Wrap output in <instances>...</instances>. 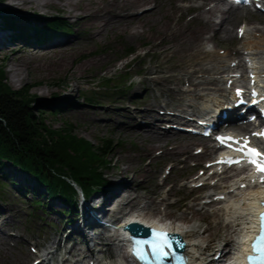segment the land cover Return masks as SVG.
I'll return each instance as SVG.
<instances>
[{"label":"rangeland","instance_id":"374dc122","mask_svg":"<svg viewBox=\"0 0 264 264\" xmlns=\"http://www.w3.org/2000/svg\"><path fill=\"white\" fill-rule=\"evenodd\" d=\"M1 1H3L2 5L4 7L7 6L12 8L10 5L11 0ZM80 2L83 5L87 3L85 7L88 11H94L97 10L98 5L104 3L105 0H80ZM199 3H201V7L197 6ZM210 4V0H141L138 4L139 6H137L140 8H133L129 16L130 18L136 19L133 25L139 26L137 27L139 29V35H132L131 27H105V31L103 30L104 32L99 28H94V25L92 27H76L75 25L77 24L75 21L78 18L77 15L72 14L74 17L68 18V23H73L75 25H72V29L71 27H67L68 31H65L68 37L67 39L71 40L70 46H64L65 49L54 48V50L61 51L66 55V62H64L63 67L52 69L54 71H46L38 67L39 64L44 63V60L28 61L29 65L27 69L23 71L24 79L14 82L15 79H12V72L10 71L13 66L11 60H21L16 56L14 57L13 53H8L7 58H4L1 53L0 66L5 73L4 80L11 89L17 90L24 86H30V94L33 95L34 99L33 102H37V105L40 107V103H50L53 105L60 101L62 104L66 103V101H70L69 104L73 107L75 104L84 107L80 114H78V112H73V109L69 110L70 108L64 111H62L63 109L60 111L56 108L51 109L54 112L49 111L50 109L46 110L44 115L47 125L53 127V129L69 126L71 128H69V132L72 135L88 141L94 146L103 141L102 139H108L111 146L109 145L110 148L105 157L108 161V167L105 173L110 186L104 190V192H110V188L113 187L115 182L119 184V181L117 179L115 180V177L121 178V176L115 174V172L120 173L124 171V173H122L124 178L130 180L134 178L136 180H133L131 184L122 188L121 185H119V187L117 186V193L114 195L115 190L109 195L112 197L108 200L106 206H104L106 212L107 210L109 211L107 212L109 214L106 215L114 217L120 211L121 215L119 216L118 214L117 216L121 217L123 212L125 213L129 210L130 213H141L146 217L160 216L176 224H188V226L197 233H203L198 239L205 240L206 244L212 245L220 239H225L223 233H227L230 230V226L226 225V222H229V219H231L229 214H231L230 212L232 209L230 206L234 203V201H229V199L239 198L240 195L230 194L231 198L220 201L213 206L204 205L203 207L202 201L207 199L205 196L220 191L222 187L221 184H218L212 188V190L193 189L190 187V185L193 184L191 183V179L195 174H198V168L194 165L202 166L201 164L204 161L212 157L208 151H206V153H199L203 154V156H197L199 154L194 153L196 147L207 144L208 140L199 139L200 137L191 138L192 136L181 133L179 134V138L174 137L176 138V142L182 144L180 148L177 146L178 149L172 150L174 144H172L173 142L171 140H168L169 142L164 146H159L161 142H158L159 144H155L157 146H154L149 152H146V150L142 148L143 145L139 140H135L130 135L124 133L125 129H130L131 127L136 129L135 126L137 125L118 126L123 119L118 118L119 113L115 112L112 108V106H124L133 109L141 104H145V106L149 108L155 106L157 111L163 110L160 107L164 104H167L168 108H180L186 101L184 97H190L191 95H184L182 93L170 95L168 91L164 90L165 92H162L160 96L155 97L153 92L146 91L145 89L146 86H153L151 83H141L137 81V78H132V83L129 87L122 88V91L119 93L110 94V96L113 97L112 100H107L105 96H102L101 98H95L94 103H89L85 100L86 98H84V94H90L89 91H99L102 93V90L98 88V86L102 84V77H113L119 73L122 74V77L118 79V81H120L126 76H133L136 71H142L141 80H143L146 76L150 75L149 78L152 76V73L148 71L151 69L154 72L153 76L162 75L160 77H164L171 75L174 81L175 74L178 76L182 75L183 71L181 69L184 71L192 70L196 64L194 60H200L201 57L203 58L204 56H201L200 53L190 55L191 53L171 50L169 46L174 45V38L171 36H167L169 46L161 47L160 45L164 44L161 40L163 39V34H165L162 27L165 25L175 28L180 35L189 33L191 30L201 31L202 33H198L201 34L198 41L200 42V49H203L201 47L204 41V47L210 48L215 46L220 55H225L228 52V58L239 57V53L236 51L242 41L236 36L237 27L246 22L250 24L248 27L258 26L264 28V15L260 13H250L248 11H246L245 14L238 10L237 13L229 16L226 23H224V27H228V29L231 30V34L217 32L214 31V26L209 29H204L199 17L200 10L208 9ZM34 7L35 6L31 4L26 6V8H16L14 10H19L21 14L23 13V16H36V19L40 21L36 23L32 22L34 25L36 24L35 27H41L45 22L57 19L56 17L54 18V16H58L57 14L64 13V11L57 10V8H45V12L42 10L44 13H48L45 18L39 16V14L41 15V10L39 8L35 9ZM148 7L156 8L150 14L136 18V14L139 15L143 8ZM76 13L84 15L82 7L80 10H77ZM150 15H152L151 17H155L156 20L146 21V18ZM219 17L218 12H215L212 16L213 19H218ZM79 20H81V17L78 19V22ZM19 23L23 25V27L18 28H22L26 31L27 26H24V23L20 20ZM29 25L32 27L34 26L31 25V23ZM85 25L86 24H83L82 26ZM159 42H161L160 45L158 44ZM21 46L20 44L18 47ZM127 47H133L136 51L135 56H137L133 60V67L129 70L126 69L127 65H125L129 58H122ZM157 51L166 52L158 56L156 53ZM202 61L205 62V60ZM219 64L224 65L226 62L222 61L219 62ZM202 66L204 65L199 64L198 68H202ZM157 71H160V73ZM158 80L160 81V78H158ZM164 82L167 88H174V83H172L171 80ZM115 83L114 81L111 85ZM182 84L186 85L187 82L184 81ZM182 84H180L181 86L179 85L180 88H184ZM107 92L115 91L107 90ZM133 94L136 95V97H133ZM34 114L38 113L35 111ZM93 114L94 116L92 117ZM128 115H131V113ZM116 118L118 119L117 123L114 122ZM130 119L131 121L137 122L136 118L130 117ZM139 121L143 120L140 119ZM102 123L103 126L99 127ZM165 123L167 122H159V126H163ZM165 148L170 150L166 149V151H164ZM161 150L164 154H162ZM190 154H192L193 157L191 155L190 158L183 161L185 155L188 156ZM146 159L148 160L144 162ZM11 164L12 163L7 160H3L0 164V239L4 244H2V242L0 243L8 248L7 253L10 259H15L16 262H19L18 264H30V261L37 258V256L32 253L31 248L35 247L42 251L46 246H53L56 244L54 242L57 238L60 237L64 240L63 236L70 235L73 229L70 227L71 222L69 221H71V219H74L75 223H81L80 212L77 210L79 202L76 196L75 198L73 197L77 207L73 208V212H64L63 214L60 210L64 208V204L59 202L56 198H48L43 189L39 190L37 194H32L30 191L22 192L24 190L16 191L17 188H15V186L21 184L13 179L14 176L11 174V171H13L14 168L9 169ZM168 164L172 166V168L170 169L167 179L162 182L163 176L165 175L164 169ZM5 173L11 175L10 180L12 181L8 179L5 180L2 177ZM24 178L26 177L24 176ZM185 179H188V181L185 182ZM136 181H140L141 186H138ZM232 182V180L225 181L223 185ZM33 183L34 180L30 179L28 185L31 186ZM180 185L182 187H179ZM32 189H34L33 185L31 187V190ZM126 190H130L131 192H135L136 190L137 192L132 195L136 194L139 196V198L137 197L138 199L135 198L133 200L132 207L119 208L112 206L113 199L123 194ZM100 193H103V191L98 192V195ZM132 195L130 194V196ZM211 196L208 198H212ZM127 197L123 195L121 200L122 206H125ZM161 197H165L164 203L161 202L159 205L157 204L156 207H152L151 203L155 204L156 200H160L157 198ZM36 200L41 202L39 206L32 205V202ZM172 200H176V202L171 205H166L167 203H171ZM93 204L94 206L92 207L96 206L99 208L100 206L98 202H94ZM48 206H52L53 209ZM34 207L37 208L33 209ZM218 208H223V210L216 214L215 211L219 212L217 210ZM193 213H196L195 216ZM74 228L78 229L76 225ZM61 230H63L62 233L65 234L62 235ZM90 235L91 237L92 235L95 236L94 231L91 229ZM72 236L74 237L76 234ZM13 238H16V240H13ZM94 239H96V237ZM90 242L89 245L92 246L94 242ZM82 246L85 247L86 244L83 243ZM57 248L60 250L56 255H59L61 259L64 258L66 256V243L63 244L62 241V245ZM26 253L31 255L29 259L25 257ZM1 259L3 262H0V264H5L4 258ZM80 264H82V262Z\"/></svg>","mask_w":264,"mask_h":264},{"label":"bare ground","instance_id":"6f19581e","mask_svg":"<svg viewBox=\"0 0 264 264\" xmlns=\"http://www.w3.org/2000/svg\"><path fill=\"white\" fill-rule=\"evenodd\" d=\"M213 1L214 2L212 3L211 7H209L207 10H205V9L200 10L199 17L201 20V24L203 25L204 29L212 28L215 24H217L218 27L214 28L215 31L231 34V30H229L228 27H224V23H226V20H227V18H229V16L237 13L238 10H231L228 7H223V5H224L223 0H213ZM2 2L3 1L0 0V54L2 53L3 57L7 58L8 53H13L14 57L16 56L19 58V60H21V61L11 60L13 66H12L10 71L12 72V79H15L14 82H18V81H21L24 79L23 71H25V69H27V67L29 65L28 61H32V60L42 61V60H44V63L39 64L38 67L41 68L42 70H46V71H54L52 69H57V68L59 69V68L63 67L64 62H66V55H65V53H63L61 51H60L61 52L60 53L59 51L54 50V48H64L65 49L64 46H67V45L70 46V42H71V40L67 39L68 37L65 34L66 32L64 29L56 28V30H53V29L49 28L50 25H48L45 27L46 28L48 27L50 30H47L44 27H43L44 30H41L43 28L30 26L29 25L30 23L40 21V20L36 19V16H33V17L29 16V15L23 16L22 15L23 13L21 14L19 12V10H14L16 8L17 9L18 8H24V7L26 8V6H29L32 4L35 6L34 7L35 9L39 8L41 10V15L39 14V16L45 17V18L47 17V14H48V13H44L45 8H57V10L58 9L62 10V11H64V13H59V14H57L58 16H54V18L55 17L57 18L55 20H58V22L60 24L61 23L62 24H65V23L68 24L69 26L68 25L67 26L69 28L71 27V29L73 27L72 25H75V24H73V23L69 24L68 18L74 17V16H72V14H75V15H77L78 19L81 17V20H79V22H78V19L75 21V23L77 24V25H75L76 27H81V28L82 27H92L94 25V28H99L101 31H103L105 29V27H110V28H113V27H131L130 28L131 34L132 35H139V32H138L139 29L137 28L139 26L133 25V23L136 22V19L130 18L129 16L131 14L132 9L139 6L138 4L141 2V0H105V2L100 3L98 5V9L94 10V11H88V9L85 7L87 3L85 5H83L80 2V0H11L10 5L13 9L10 7H7V6L4 7L2 5ZM197 6L200 7L201 4H197ZM81 7H82V10L84 12V15H82L81 13L80 14L76 13V11L80 10ZM155 8L156 7L150 8L148 11H145L144 13L137 16L136 18L150 14L151 12H153L155 10ZM239 10L242 11L241 9H239ZM34 12H38V11H34ZM215 12H220L221 15H220L219 19H213L212 18L213 14ZM225 14H227V15H225ZM12 16H15L16 18H18V20H20V21H22V23H24V26H27L26 31L19 30L16 28L11 29V28H8L6 26V22L10 21V18ZM151 16L152 15L147 17L146 21H155L156 20L155 17H151ZM99 22H101V23H99ZM45 23H51V22H45ZM66 24H65V26H66ZM83 24H86V25L82 26ZM162 29L164 30V31L163 30L162 31L165 34H163V43L164 44L163 45L159 44L161 47L169 46V44H168L169 42L167 41L168 40L167 36H171L172 38H174V45L169 46V47H171V50L177 51V52L179 51V52H183V53H191L190 55L202 53V50L199 48L200 42H198L199 36L201 37V34H198V33L201 31L191 30V31H189V33H184V34L180 35V33L177 30H175V28L170 27L168 25L163 26ZM99 36H101V35H99ZM92 43H93V41H92ZM196 43H197V45H196ZM20 44L22 46L18 47ZM22 48H25V49H22ZM241 49L245 50L247 52L246 57H248L249 60L251 61L253 72L256 74V77L260 78V80L263 82L264 81V75H263L264 74V28L263 27H246L244 34H243V41L241 42ZM165 52L166 51H164V52L157 51L156 53L158 56H160V55L164 54ZM205 54H206V58L208 60H207V63L204 66H202V68H198L199 64L196 63L192 70L184 71L183 69H181L183 71L182 75H179V76L175 75L174 88H167V86L164 85V83H165L164 81H170V80L173 81L171 75L164 76V77H160L162 75H158L156 77L150 78V81L154 82V84L158 90H161V91L166 90V91H168V94H170V95L178 94V93L190 94L191 96L189 97L186 106L181 108L182 110H189L190 109L192 112L197 111V113L201 114L203 117H205V116L213 117L216 114L217 110L219 108L223 107L224 103H223L222 99L227 97L226 88L224 86H221V80H224V82H225V81H227V79L214 76L216 73L224 74L227 72L226 67L220 66L218 64L217 60L227 59V66H228L229 63L235 59L234 58H227L228 57L227 55L217 54L215 48L206 49ZM28 57H30V58H28ZM46 61H48V62H46ZM242 62L244 63V61H242ZM157 67H155V68H157ZM157 72L160 73V71H157ZM196 73H198L200 75V77L195 76ZM183 76H186L187 80L189 81V86L186 88H182V87L180 88L179 87ZM158 78H160V81L158 80ZM194 78H197V80H195ZM224 82H223V84H224ZM257 84L259 86L264 85V83H259V82H257ZM147 90H148V88H147ZM196 100H201L202 101L201 104H203L202 106L198 107V110H196V107H197ZM69 102L66 101V103L62 104V102L60 101V102H57V104H53L52 106L54 108L58 109L59 111L61 109H63L62 111H64L68 108H70L69 110L73 109V112H78V114H80L83 111V109H84L83 106H81L79 104H75L73 107L72 105L69 104ZM120 111H123L125 113L130 112L128 110V108H126V107L121 108ZM90 112H91V110H90ZM132 113L136 116L135 118H144L146 120V122L144 124H137V122L131 121V119L129 118L127 121L124 122V124L122 126H125V125L134 126V124H136L137 126H135L136 129H133V127H131L130 129H125L124 133L130 135L135 140H139V142H141V144L143 145V147L142 146L141 147L143 149H145L146 152H149L154 146H157L155 144H157L158 142H161L160 144L158 143L159 146H164L167 142H169L168 140H171L173 142L172 144H174V147L172 150L178 149V147L180 148V145H182V144L180 142H176V138H174V137L179 138L178 134H174L170 130L162 131L161 128L156 125L155 121L159 120L161 117L157 115L155 107L137 108ZM94 114H95V112H94ZM94 114L92 115V117L94 116ZM177 118L181 119V117H177ZM102 126H103V123L99 125V127H102ZM191 138H194V137H191ZM187 157L190 158L191 154L188 155ZM11 168H14V170L11 171V174L14 176L13 179H15L18 183L21 184V185L18 184L15 186V188H17L16 191L24 190L23 192L30 191L32 194H37L39 190L43 189L48 198H56L59 202L64 204V208H62L61 210L59 209L60 212H62L64 214V212L67 211L68 206L66 205V203L59 196H51L47 191V187L40 184L38 181H36V179L32 175H30L29 173L28 174L23 173L24 170H21L18 166H14L13 164L10 165L9 169H11ZM106 169L107 168H104V170H103L104 180H105L104 185L102 186V188H104L103 190L95 189V191L94 190L87 191L84 187H82L80 185H75V187H74L75 191H76L74 198L76 196V198L78 199V202H79V199H81V202H80L77 209L79 210L83 221H87V222L89 221V219H90V214L88 211L89 209L93 208L96 211L98 210V207H96V206L92 207V206H94V204H93L94 202H98V200H99L98 204L100 203V205H104L110 199L109 195L112 194L115 190L117 191L118 190L117 188L119 187V185L124 184L126 181H128L127 178H124L122 176V173H124V171H122L120 173L115 172V174L121 176V178L115 177V180L117 179L119 181V184L115 182L113 187L110 188V192H107V191L104 192V190H106L110 186V183L108 182L107 177H106V173H105ZM24 176L26 178H24ZM2 177L5 180L8 179L9 181H12V180H10L11 175H9L7 173L3 174ZM30 179L34 180V183L32 184L34 189H32V190H31L32 185L31 186L28 185ZM26 180H28V181H26ZM133 180H136V179L133 178ZM236 184L239 185L240 182L237 181ZM25 186H27V187H25ZM230 187H233V186H230ZM226 190H227L226 188H223L221 191L216 192L213 195H217L220 193L225 194ZM101 191H103V193H100L98 195V192H101ZM136 192L137 191L135 190V193ZM227 193H229V192H227ZM123 195H125L126 197L128 196V194L124 193V194L119 195L118 197H115L113 199L114 201L112 200L113 201L112 206L119 207V208H122V207H124V208L130 207L131 208L132 207L131 205H133V200L137 197L139 198V196H137L136 194L132 195V196L129 195L126 198L127 200H126L125 206H122L121 200L123 198ZM259 195H264V194L260 190L254 189L251 192H249L246 197H244V195H242V198H238L236 200V202L231 204L230 208L232 209V211L230 212L231 214H229V215L231 216V218H233L232 220H230V222L234 226H236L238 228L239 227L244 228L243 227L244 224L249 223V226H247V228H249V232H250V230L252 229L251 221L253 218V211H254V207L256 205L255 199ZM82 203H83V205H82ZM159 203H160V201L156 200L155 204L151 203V206L156 207V205L157 204L159 205ZM214 204H216V203H214ZM95 205H97V204H95ZM52 209H53V207H52ZM217 210L219 212L215 211V213L216 214L220 213L221 209L219 208ZM188 211H192V210H188ZM193 214L195 216L196 213H193ZM124 216L147 219V217L144 214L134 213V212L130 213L129 210H128V212H125V213L123 212V215L121 217H124ZM121 217H118L116 220H119ZM76 223L74 220H72V223L70 226L72 228H74V226L76 225V227H77L78 225ZM231 223L226 222V225H229L231 228L232 227ZM172 230L175 233L181 235V237L184 239V242H185L184 246L186 249V253L188 254V257L190 259H194L197 264H209V262L207 261L209 252L214 247L221 246L224 243V240L220 239L216 243L212 244L214 246L211 245L212 246L211 247L210 245L206 244L205 240L203 241V240L198 239V237H201V234H203V233H201V234L197 233L192 228H190L188 226V224L187 225L179 224L176 226H172ZM123 233L126 234V232H124V231H123ZM247 235H248V231H247ZM110 236H111L110 233H108V234L101 233L99 238L101 240H104L106 245H109L110 240H111ZM85 238L90 239V237H88V236H85ZM208 241H209V239H208ZM0 242H2V244H4L1 239H0ZM57 242H58V240L55 241V243H57ZM229 244H230V242L225 241V245L228 246ZM230 246H233L237 252H239L245 248L243 241H241V240L238 241V239H237V242L235 244L230 245ZM93 250L94 249L90 247V248L86 249V252L82 251L79 253L78 251H76L74 249V246H72L68 250V254L71 257L83 255L82 257L84 259L86 257H89L92 254ZM217 251H218V249H215L211 255L213 256ZM7 252H8V248L4 245H1V243H0V262L2 263L3 260L1 258H4L5 264H18L19 262H16L15 259L9 258ZM228 254H229V251H226L224 253L222 252L219 256V260H221V261L224 260ZM111 255L114 256V254H111ZM29 256H30V254H28L26 256V258ZM65 260H67V258H65L64 261ZM64 261L61 264H64ZM72 264H76V261ZM97 264H101V263H97ZM232 264H238V261L235 260V262Z\"/></svg>","mask_w":264,"mask_h":264},{"label":"trees","instance_id":"16d2710c","mask_svg":"<svg viewBox=\"0 0 264 264\" xmlns=\"http://www.w3.org/2000/svg\"><path fill=\"white\" fill-rule=\"evenodd\" d=\"M50 22L44 23L41 28L50 25L49 28L53 30L61 28L68 31L66 23L65 26L58 20ZM6 26L14 28L13 22L7 21ZM4 75L0 66V164L7 160L27 171L47 187L51 196H59L68 206L66 213H71L76 208L73 200L75 185L87 191L104 189L103 170L108 167L105 157L111 144L108 139H102L94 146L72 135L69 126L53 129L45 123L44 115L49 109L54 112L51 110L55 109L52 104L39 102L41 107L38 106L37 102H33L30 86L13 90L5 82ZM109 82H112L110 78L104 79V84ZM125 86L127 82L124 80L115 88ZM86 95L84 98L87 102H94L97 98L94 91ZM35 111L38 114H34ZM34 204L41 202L36 200Z\"/></svg>","mask_w":264,"mask_h":264},{"label":"snow or ice","instance_id":"6c2138e0","mask_svg":"<svg viewBox=\"0 0 264 264\" xmlns=\"http://www.w3.org/2000/svg\"><path fill=\"white\" fill-rule=\"evenodd\" d=\"M241 92L242 90H237L238 95H240ZM254 135L264 137V133H254ZM244 147L247 149L246 155L249 158L248 162L255 165L258 172L264 173V153L256 148L249 147L247 144ZM238 150L242 151L243 149ZM235 162L240 163V161ZM261 182L264 183V178L261 179ZM262 224H264V216H262ZM261 231L264 232V226H262ZM257 240L260 241V243L254 244V250H258L262 254L249 257V260L257 261L258 264H264V235L257 237ZM172 243L173 241L169 239L167 233L153 230V240H134L132 252L138 260L142 261V264H151L153 260H156L157 264H163L164 259L169 256ZM177 243L179 242L177 241ZM142 245H146L147 247H141Z\"/></svg>","mask_w":264,"mask_h":264},{"label":"water","instance_id":"95a60500","mask_svg":"<svg viewBox=\"0 0 264 264\" xmlns=\"http://www.w3.org/2000/svg\"><path fill=\"white\" fill-rule=\"evenodd\" d=\"M138 228H140V227H138L136 225H130V231H131V233H136V231H137ZM145 233H146V230H144L142 232V234H145Z\"/></svg>","mask_w":264,"mask_h":264}]
</instances>
